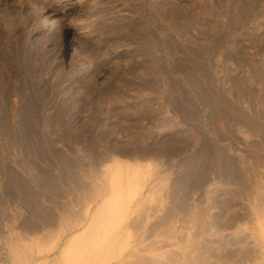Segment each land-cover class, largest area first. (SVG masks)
Returning <instances> with one entry per match:
<instances>
[{"label":"rangeland","instance_id":"rangeland-1","mask_svg":"<svg viewBox=\"0 0 264 264\" xmlns=\"http://www.w3.org/2000/svg\"><path fill=\"white\" fill-rule=\"evenodd\" d=\"M1 143L7 264H264V0H0Z\"/></svg>","mask_w":264,"mask_h":264},{"label":"bare ground","instance_id":"bare-ground-1","mask_svg":"<svg viewBox=\"0 0 264 264\" xmlns=\"http://www.w3.org/2000/svg\"><path fill=\"white\" fill-rule=\"evenodd\" d=\"M63 61L66 67V70L68 71L75 70V67L73 66L71 62L69 63L68 61H66V59H63ZM26 81L29 82L28 80ZM142 117L143 119H145V114H143ZM1 146H3L2 143L0 147ZM4 147L7 148V146H4ZM14 161L16 162V160ZM115 163H116V170L111 176L110 180H108L110 188H111L110 197H107L104 201H101L102 200L101 197H103L104 191L101 195L102 188L98 190V194L96 195L94 204H98L100 201H101V204L98 206V208L96 209L93 215H91V211H90V213L87 216V219L91 218L89 227L85 231H83V233H81L79 236L74 238L71 246L75 245L76 243H77L76 247L78 245L80 246L84 241L89 242V240L92 238V242L98 240L95 251L97 249L100 250L103 247V245L111 238L113 232L117 231L120 225H122L127 219L128 213L130 211V207L132 205L133 199L137 195V192L134 197H129L126 194L127 186L125 182L126 180L125 169L126 168L128 170L134 169L133 167H135V164L123 163L121 161H117ZM96 184L97 183L92 185L94 191L98 187V186L96 187ZM8 194L11 195V192H8ZM57 213L58 215H60L57 219L59 221V218L64 214L62 213L61 210L58 211ZM54 224H55L54 221L48 222L45 224L44 228L53 226ZM65 232L66 231L61 232L60 239H59L60 241L62 240L63 238L62 236L65 234ZM102 234L103 236H101ZM91 246L92 244L90 241L88 243V247H91ZM18 249H17V252L14 253V255H15V259H17L16 263L20 264V260L24 262L22 259L25 257L26 253H23V252L20 253ZM31 258L33 259L32 253H30V259Z\"/></svg>","mask_w":264,"mask_h":264},{"label":"crops","instance_id":"crops-1","mask_svg":"<svg viewBox=\"0 0 264 264\" xmlns=\"http://www.w3.org/2000/svg\"><path fill=\"white\" fill-rule=\"evenodd\" d=\"M3 176L9 180L13 179V178H17V177H20L21 175L20 174H17V172L15 171V169H13L12 167L9 166V164H7L5 161H0V177ZM9 188L10 191H12L13 189V186L12 184L8 185L7 186ZM36 204L33 205V208H39L40 204H39V195H37L36 197ZM58 211L55 210L54 212H50L49 214V217L48 219L50 221H54L55 224L53 225L54 227H57L58 226V217L60 215H58L57 213ZM35 214H33V217H34ZM34 220V218H33ZM39 219L37 220V226H39ZM46 222H43V225H45ZM49 227H52V226H49ZM0 264H7V261H6V258H4L2 255H0Z\"/></svg>","mask_w":264,"mask_h":264}]
</instances>
